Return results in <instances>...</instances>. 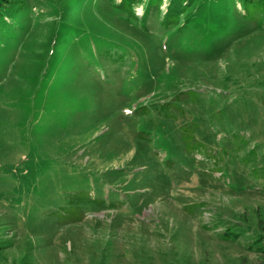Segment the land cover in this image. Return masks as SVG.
Wrapping results in <instances>:
<instances>
[{"label": "rangeland", "instance_id": "374dc122", "mask_svg": "<svg viewBox=\"0 0 264 264\" xmlns=\"http://www.w3.org/2000/svg\"><path fill=\"white\" fill-rule=\"evenodd\" d=\"M18 3L22 22L0 14V264H264V0H206L170 30L108 0Z\"/></svg>", "mask_w": 264, "mask_h": 264}, {"label": "trees", "instance_id": "16d2710c", "mask_svg": "<svg viewBox=\"0 0 264 264\" xmlns=\"http://www.w3.org/2000/svg\"><path fill=\"white\" fill-rule=\"evenodd\" d=\"M108 1L111 3L113 11L121 12L122 14L125 15V18L128 20H140L143 23L147 22L146 18L149 16L151 11L156 10L157 13L161 16L160 22L162 24V27L165 28L166 30H170V28H172V27H176L177 29H181L184 25L182 22L183 16L187 15V17H188L187 20L189 21V17L193 13H195L197 8L200 9L202 4L206 0H169V2L167 3L165 11L162 10V5H163L165 0H147V4L145 6V10H144L142 16H140L135 10L136 4L142 2V0H119V1L118 0H108ZM15 2H17V4L13 5V3H15ZM18 2H19V0H6L7 5L6 6L5 5L0 6V14L2 13L1 11H3L5 7H7V8L10 7L11 11H13L15 16L17 18L20 17L19 22H22L25 18L24 16H27V9L30 7V5H28L26 9H23L24 5L19 4ZM0 3L2 4L1 1H0ZM68 22L74 23L70 19L68 20ZM83 23H77V24L74 23V26H82L84 28H88L89 30L91 29L90 31L94 34L95 37L99 38V37H105L106 36V37H108V39H113L112 37H110V35L113 33L112 31L103 32V30H97L94 27H92L91 25L86 24V23L83 24ZM12 30H13V28H12ZM14 32L15 31H12V33H14ZM58 39L62 40L61 35H58ZM63 39H65V38H63ZM68 43H69V41L66 42L65 46ZM80 43L82 44V42H80ZM96 44L97 45L100 44V40L98 41V43L96 41ZM65 46H63V49L65 48ZM84 48H82V49H84ZM63 49H61V50H63ZM100 49H99V52L104 53V52H101ZM49 50H50V53H51V50L53 52L54 47L53 48L50 47ZM87 53H90V54L87 56ZM111 54H112V52H109V51L105 52V56H109V58L112 59ZM84 56H86L88 60H90L94 57L95 60L99 62V59L94 56V52L91 48H89L85 51ZM88 57H92V58H88ZM124 57H125V54H122V55H118V56L114 57L112 60H113V62H117V61H120L121 59H123ZM188 93L196 96V93L193 91L190 92V90H189ZM184 94L187 95V92H184ZM171 103H172L171 101H165L163 103H157L156 102L155 105H158L157 107L160 110H167V109H169V105ZM149 109H150V106L147 104V105L141 106L139 108V111L142 114H146V113H148Z\"/></svg>", "mask_w": 264, "mask_h": 264}]
</instances>
